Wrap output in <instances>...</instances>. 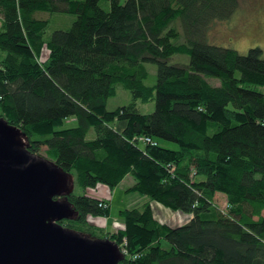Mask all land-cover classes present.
<instances>
[{
	"label": "trees",
	"instance_id": "1",
	"mask_svg": "<svg viewBox=\"0 0 264 264\" xmlns=\"http://www.w3.org/2000/svg\"><path fill=\"white\" fill-rule=\"evenodd\" d=\"M238 4L0 0V118L20 128L31 153L45 147L82 191L68 197L75 219L59 224L123 245L120 264H264V51L239 54L207 38ZM44 13L74 20L47 34L49 21L36 18ZM175 55L189 62L171 63ZM118 88L131 102L108 111ZM137 102L155 109L143 115ZM127 177L126 192L148 202L119 211L116 233L90 225L110 207L86 192ZM150 202L192 218L160 224Z\"/></svg>",
	"mask_w": 264,
	"mask_h": 264
},
{
	"label": "water",
	"instance_id": "2",
	"mask_svg": "<svg viewBox=\"0 0 264 264\" xmlns=\"http://www.w3.org/2000/svg\"><path fill=\"white\" fill-rule=\"evenodd\" d=\"M25 134L0 118V264H120L110 239L59 224L75 219L74 177L31 153Z\"/></svg>",
	"mask_w": 264,
	"mask_h": 264
},
{
	"label": "rangeland",
	"instance_id": "3",
	"mask_svg": "<svg viewBox=\"0 0 264 264\" xmlns=\"http://www.w3.org/2000/svg\"><path fill=\"white\" fill-rule=\"evenodd\" d=\"M126 0H121V4ZM239 7L233 17L228 22H217L208 33L209 43L215 46H221L227 49H234L239 54H246L251 48H259L264 51V0H238ZM106 9L107 6L105 7ZM37 19L48 20L49 27L47 34L59 30H66L72 25L74 16L69 14H37ZM47 52H43L40 62L46 60ZM171 63H184L187 64V56L175 55L170 60ZM147 69L150 74L146 84L152 85L155 82V65L147 64ZM212 86H219V82L215 79L206 80ZM264 91V88L261 89ZM131 102V96L127 91L121 88L117 89L116 95L109 99L106 105L108 111H113L116 107L124 106ZM139 112L143 115L150 114L154 111L155 106L152 102L141 104L137 102ZM68 127L74 126L73 121H66ZM164 144L167 148L177 149L174 144ZM45 147H42L38 155L46 158L44 154ZM134 184L131 177H127L121 184L116 186L113 190L107 187L98 185L95 190L87 191V195L100 197L103 199L106 208L110 207L109 215L106 218H88V223L94 227H98L105 231V233H116L118 230L124 228L118 212L121 210L135 209L148 202L147 197H142L136 193H127V189ZM74 193L77 195L82 194V191L76 187ZM110 201V202H109ZM214 201L220 210L225 209V200L220 195H216ZM108 203V205H107ZM152 213L156 220L161 224H167L172 227H182L187 224L188 220L192 217L191 214L181 213L179 211H170L157 203L150 202ZM188 215V217H187ZM94 239V238H92ZM112 241V240H111ZM124 243V241H123ZM120 248V245H119ZM123 248V245H122Z\"/></svg>",
	"mask_w": 264,
	"mask_h": 264
},
{
	"label": "built area",
	"instance_id": "4",
	"mask_svg": "<svg viewBox=\"0 0 264 264\" xmlns=\"http://www.w3.org/2000/svg\"><path fill=\"white\" fill-rule=\"evenodd\" d=\"M99 206H102L103 208H106V206L105 205H103V203H100V205ZM120 248H121V251H122V253L124 254V256L126 255V250H125V248H122V246H120Z\"/></svg>",
	"mask_w": 264,
	"mask_h": 264
},
{
	"label": "crops",
	"instance_id": "5",
	"mask_svg": "<svg viewBox=\"0 0 264 264\" xmlns=\"http://www.w3.org/2000/svg\"><path fill=\"white\" fill-rule=\"evenodd\" d=\"M125 179H127V178H125ZM125 179H124V180H125ZM124 180H123V181H124ZM123 181H122V182H123ZM122 182H121V183H122ZM109 202H110V201H109ZM187 217H188V215H187ZM191 218H192V217H191ZM191 218H190V219H191ZM188 221H189V220H188Z\"/></svg>",
	"mask_w": 264,
	"mask_h": 264
}]
</instances>
